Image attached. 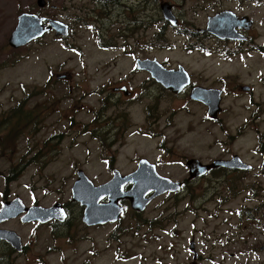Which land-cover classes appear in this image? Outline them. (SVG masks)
Here are the masks:
<instances>
[{"label":"rangeland","instance_id":"obj_1","mask_svg":"<svg viewBox=\"0 0 264 264\" xmlns=\"http://www.w3.org/2000/svg\"><path fill=\"white\" fill-rule=\"evenodd\" d=\"M99 1L47 0V6L41 8L38 0H0V125L21 104L25 112L32 113L20 121L15 118L21 123L16 128L0 130L7 149V156L0 161L3 203L19 197L28 206L51 207L60 202L68 209L64 223L25 225L15 221L3 225L16 230L28 244L25 253L14 255V264H192V242L199 254L197 264H264V234H259L258 228L257 237L246 239V231L229 210L245 207L246 191L235 192L229 201H212L210 193L208 200L200 201L204 193L197 190L199 178L188 180L185 165L189 158L207 163L227 157V152L215 146L228 142L216 131L219 125L205 121L202 112L191 126L190 114L171 111L182 106L181 95H167L154 88L146 96L129 100L111 90L121 81L135 90L142 88L151 76L136 67L139 58L157 59L175 68L182 64L193 80L200 74L209 86L224 84L226 77L230 94L220 86L225 92L222 105L229 109L228 117L244 122L252 110L246 107L247 97L239 98L240 84H254L256 99L264 103V83L256 76L259 68L264 69V2L168 0L182 19L175 25L163 15V0H106V6L105 0ZM217 4L248 15L251 22L246 30L253 31V50H227L213 40L192 35L197 33L194 27L205 25L209 12L215 13ZM23 12L67 22L71 34L62 38L48 33L13 48L9 38ZM236 24L232 23L231 29ZM99 33L104 38L110 35L116 46L99 43ZM204 42L211 46L190 48L189 43ZM212 99L217 101V95ZM152 105H156L158 119L156 112L148 115L147 107ZM100 112L103 116L99 118ZM126 113L130 127L119 129L126 122ZM99 119L110 125L105 144L92 133L101 125ZM225 128L231 132L236 127L229 124ZM259 132L264 134V122ZM160 144L165 155H160ZM141 156L156 163L162 175L185 180L179 195L192 191L193 197L176 203L167 193L141 213L123 201L126 210L117 223L84 224L83 207L71 192L78 171L99 185L113 177L110 165L128 174L135 171ZM249 157L254 158L252 154ZM252 173L241 174L238 181L252 184ZM259 180L264 182L263 177ZM214 182L212 178L203 186L209 189ZM4 250L9 252L7 247Z\"/></svg>","mask_w":264,"mask_h":264},{"label":"flooded vegetation","instance_id":"obj_2","mask_svg":"<svg viewBox=\"0 0 264 264\" xmlns=\"http://www.w3.org/2000/svg\"><path fill=\"white\" fill-rule=\"evenodd\" d=\"M240 1L241 0H236V4ZM254 1L257 3L259 1L264 2V0H253L252 2ZM163 2L169 3V4L168 3L165 4L166 9L170 10V9L176 8V5L168 0H163ZM163 2H161L160 7H162ZM207 6L209 7L211 11V2L208 3ZM238 7L240 9L242 8V6H238ZM216 9H215L216 11H223V10L232 11L240 18L237 23L238 24L237 25V39L238 40L237 39L232 40V39L216 38L211 33L210 25H208V21L211 17L210 12L207 14V20H206L205 25L199 28L194 27L197 33L192 34V35L193 36L195 35L196 38H202L203 41L213 40L216 45L222 44L224 45V47H226L227 49H231V50H243V49L253 50L255 48V44L253 43V39H252L253 31L252 29L250 31L246 30V28H248L250 24H249V20L244 19V17L248 15L238 14L236 9L232 10L230 8H225V7L220 8L218 4L216 6ZM216 11L214 14H216ZM42 16L49 18V16L45 14H42ZM178 20H179V25H180L182 23V19H180L179 16H178ZM189 44H190V48H194L193 50H201V49H204L206 46L208 47L211 46L208 43H205V45L202 43H189ZM162 65H163L162 69H166V70H161V71L170 73V78L168 80H164L162 76L154 77L150 71L144 69V70H140V72H147L148 74H150L151 77L144 81L142 88L140 90H135L129 83H124L121 81L119 85L111 87L112 92L114 94H119V96L124 97L129 100L137 98L139 95H140V98L143 96H146L154 88L158 89L161 93H165L167 95H172V96L181 95L183 97L182 106L178 110L171 108V111L174 112V111L181 110L182 112H186L190 114L192 116V119L190 122L191 126L196 125V123L201 118L202 112H204L203 118L205 119V121H208L209 124L212 122L218 124L219 127H217L216 131H218V133L221 136H226L228 138V142L223 143V144L216 143L215 146L217 147L218 151L227 152L228 154L227 157L220 156L217 159L209 160L207 163L203 162V160L198 157L189 158L186 161V165H185V167L189 169L188 180L199 178L200 182L197 185V190L200 193H204L200 197V201L202 200L206 201L211 196L213 198L212 201L220 200L221 198H223V201H226V200L229 201L232 194H234L235 192L241 193L243 191H246L248 195H246L245 197L247 201V203L244 204L245 207L241 206L237 208H229V210L231 212H234L235 218L238 219L237 225H241L242 228L246 231V239H252V238L257 237L258 233H256V231L258 228L260 229L259 234H264V220L260 221L258 216L252 211L258 206L259 200H264V182H261L259 180L260 177L264 178V134L259 132L260 125L264 122V103L261 104L256 99V86L254 84H246V85L240 84L238 86L241 89L239 91L241 94L239 98L247 97L248 104L246 105V107L252 110V113L249 119L246 118L244 122H238V121H235L237 120L236 117H228L230 111L228 108H225L222 105L223 95H225V92L222 88H220V86L225 88L230 94V91L228 89V80L226 77L224 80V84L214 87V86H209L207 80L200 74L196 76L197 77L196 81L193 80L192 77L188 74L189 69L186 70L183 67H181L182 64H180V66L178 65L179 66L178 68L169 66L166 63H162ZM167 70H172V72H167ZM263 70L264 69L259 68L257 71L258 73L256 75V76H260L259 81H261V83H264V71ZM61 76L59 77L65 78ZM243 87L246 89H242ZM71 89L73 88H70V91ZM104 91L105 90H103L102 93ZM213 95H217V101H214L212 99L211 96ZM238 95L239 94H237V96ZM212 100L214 102H212ZM262 102H264V100H262ZM260 105H262L261 110H260ZM21 110H23L22 107H21ZM147 111H148L149 116H151L153 112H156V116H157L156 118L158 119L159 116L156 111V105L147 107ZM101 116H103V114H101L100 112L99 118ZM99 122H101V125L97 128V131H93L92 133L95 135V139H99L101 143L105 144L107 141V136L110 133V125L107 121H100V119H99ZM128 122H129V114L126 113V122L121 123V126H118V128L119 129L123 128L124 130H127L130 127ZM255 123L257 125L256 128L254 126ZM229 124L231 126L236 127L234 130L231 128L232 129L231 132H229L228 128H225V126ZM202 125H204V123ZM5 127L8 128V124H3L2 126L0 125V130H2V128H5ZM222 127L224 128L222 129ZM162 137H165V136L162 135ZM217 140L220 141L221 137ZM164 141L165 139H163L161 143H164ZM113 143H114L113 141L110 142V145H113ZM214 143L215 141L213 140V144ZM5 146L6 145H3L0 140V161L7 156V149ZM160 147H161V151H163V153L160 152V155H165V151L162 150L163 149L162 144H160ZM43 148L45 151L48 149L50 152V149L47 147V145H43ZM250 154H252L254 158L249 157ZM143 158L150 159L145 156L138 157L137 159H139L140 161ZM233 159L236 161H234ZM191 160H198L203 164H207L205 168L208 165H213V163L217 161H220V162L225 161V162H224V165L211 166V168L207 172L203 173L202 175L196 176L195 174L197 171L193 170L194 171L193 172L191 170V167L189 166V162ZM110 168L113 173L115 166L112 167L110 165ZM249 172H253L252 174L254 175V178H255L252 184H242L240 181H238L241 174H249ZM212 178L215 179L214 184L209 189H206L203 186L204 183L206 181H210V179ZM181 182L183 183V186L180 189V191L170 193L171 194L170 196H172L173 199H176V203L177 201L185 200L189 196L193 197L192 191H189V193L187 192V196L179 195V193L183 190L184 186L186 185L185 180ZM209 193L211 194V196L209 195ZM1 194H2V190L0 189V196H1L0 214L4 206ZM7 201H10V200H7ZM249 202H253L254 206H249L248 204ZM24 214L25 212L22 213L20 216L12 217L10 219L1 221L0 229L1 230L10 229V228L3 226L7 222L21 221L25 225L32 224V223L39 224L38 220H32L29 222L23 221ZM230 223H234V222L231 221ZM260 223H261V226H260ZM96 226H99V225H96ZM10 230H13V229H10ZM6 247L9 249V252H6V250H4V248ZM27 247H28V244L24 242L23 250L19 252L9 242H7L4 239H0V264H14V260H13L14 255L25 253L27 251ZM194 248H195V243H194ZM261 250H263L262 246H261Z\"/></svg>","mask_w":264,"mask_h":264},{"label":"water","instance_id":"obj_3","mask_svg":"<svg viewBox=\"0 0 264 264\" xmlns=\"http://www.w3.org/2000/svg\"><path fill=\"white\" fill-rule=\"evenodd\" d=\"M38 3L40 7L45 6V0H38ZM165 4L166 3H163L162 5V9L165 12V17L173 21L170 10L165 8ZM225 16L236 18L234 23H238L239 17L235 13L231 11H223L213 17H210L209 25H211V27L215 24L219 26L218 23H221V20ZM244 19L249 20L248 17H244ZM44 20L45 18H40L38 15L29 13L21 14L19 16V23L11 35L9 41L10 44L16 48L26 45L32 40L43 36L47 31L51 29H54L58 35H69V26L62 21L50 20V26L45 27V25L43 24ZM250 22L251 21L249 20V24ZM235 27H237V24L235 25ZM235 27L233 29L230 28L228 31L227 35H229L231 38H234L233 36H231V34L236 31ZM212 31L216 35H218V32H216L215 30ZM222 31H225V29H222ZM160 67V63L157 60H138V68H146L152 72L154 77L162 76L166 80L168 78L167 76H169L168 73L162 72L158 75L155 74V71L160 69ZM65 76L66 75H62L61 77ZM196 164L197 161L195 160L189 162V166L191 167L192 171H196ZM218 165V162L213 163V166ZM210 167L211 166H208V168ZM78 174V179L76 180L72 188L73 200L85 206L82 220L87 225L104 224L108 221L114 222L118 220L121 212L123 211V207L119 205V201L124 198L130 199L132 207L134 209L144 210L145 207L151 202V200L158 194L169 190L177 191L181 187V183L175 182L170 178L160 176L156 171L155 165L150 164L145 159L141 160L138 170L132 175L123 177L122 175H118L116 173L115 177L111 181L99 186H96L83 171H78ZM195 175H198L197 172ZM138 182L140 183V187L138 185ZM128 183H132L133 186L130 190L124 191V188ZM155 190V194L147 198L148 193ZM105 197H109L108 204L101 203V200ZM106 206L108 207V210H104V207ZM25 209H27V211L29 212L27 216L24 217L25 221H32L37 219L40 222L45 223L52 219H58L59 221L63 222L67 218V214L60 203L49 208L39 206L26 208L23 206L21 199H15L14 201L6 202L2 210V215H5L7 218H10L11 215V217L18 216ZM0 237L8 240L17 250H23L22 239L15 231L0 230ZM193 246L194 244L192 243L191 249L194 248ZM195 259H197L196 255ZM193 264L197 263L195 262Z\"/></svg>","mask_w":264,"mask_h":264},{"label":"trees","instance_id":"obj_4","mask_svg":"<svg viewBox=\"0 0 264 264\" xmlns=\"http://www.w3.org/2000/svg\"><path fill=\"white\" fill-rule=\"evenodd\" d=\"M91 2L97 3V2H102V1L91 0ZM103 4H104V6H106L108 4V2H106V0H105V2L103 1ZM101 14L102 13H99V15H101ZM98 36H99V38H101L103 40L104 39L106 40V41H101V43L103 45H114V46H116L115 44H112L113 43V38L110 35H107V37L104 38L102 33H99ZM191 49H194V48H191ZM223 49H226V48L223 47ZM21 107H22V104L17 109H13V110L10 111V113L8 115V118H7L6 122L4 123V124H8V129L9 130L14 129V128H16L17 126H19L21 124V123L15 122L16 121L15 118L19 119V121H20V120H22L23 116H25L27 118L30 116L29 113L25 112L24 110H21ZM20 111L25 113V115L21 114ZM260 209H262V208L260 207L258 210H260Z\"/></svg>","mask_w":264,"mask_h":264},{"label":"bare ground","instance_id":"obj_5","mask_svg":"<svg viewBox=\"0 0 264 264\" xmlns=\"http://www.w3.org/2000/svg\"><path fill=\"white\" fill-rule=\"evenodd\" d=\"M220 25L225 28V29H230V26H231V20L228 16H225L222 20H221V23ZM33 27V26H32ZM223 34V33H222ZM152 182V181H151ZM143 184V183H142ZM138 185L140 187V183L138 182ZM137 189V188H136ZM84 199V198H83ZM91 204V203H90ZM97 209V208H96ZM101 209V208H100ZM104 210H108V207H104ZM100 212V211H99ZM97 213V212H96Z\"/></svg>","mask_w":264,"mask_h":264}]
</instances>
